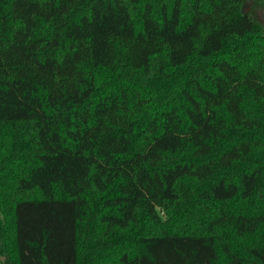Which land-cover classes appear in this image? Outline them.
I'll use <instances>...</instances> for the list:
<instances>
[{
    "label": "trees",
    "instance_id": "obj_1",
    "mask_svg": "<svg viewBox=\"0 0 264 264\" xmlns=\"http://www.w3.org/2000/svg\"><path fill=\"white\" fill-rule=\"evenodd\" d=\"M264 0H0V264H264Z\"/></svg>",
    "mask_w": 264,
    "mask_h": 264
},
{
    "label": "rangeland",
    "instance_id": "obj_2",
    "mask_svg": "<svg viewBox=\"0 0 264 264\" xmlns=\"http://www.w3.org/2000/svg\"><path fill=\"white\" fill-rule=\"evenodd\" d=\"M260 19L264 20V11L260 13Z\"/></svg>",
    "mask_w": 264,
    "mask_h": 264
}]
</instances>
